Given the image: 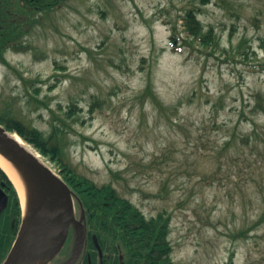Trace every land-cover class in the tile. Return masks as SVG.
I'll return each instance as SVG.
<instances>
[{"label":"rangeland","instance_id":"374dc122","mask_svg":"<svg viewBox=\"0 0 264 264\" xmlns=\"http://www.w3.org/2000/svg\"><path fill=\"white\" fill-rule=\"evenodd\" d=\"M190 9L219 39L213 56L171 50ZM27 42L6 59L33 87L0 65L3 105L43 132L65 120L77 174L146 218L167 212L173 264H264V155L229 160L237 136L264 131V0H63Z\"/></svg>","mask_w":264,"mask_h":264},{"label":"trees","instance_id":"16d2710c","mask_svg":"<svg viewBox=\"0 0 264 264\" xmlns=\"http://www.w3.org/2000/svg\"><path fill=\"white\" fill-rule=\"evenodd\" d=\"M62 1L0 0V63L15 73L26 91L33 87L34 82L24 78L6 61L5 52L7 50L25 52L32 49L31 44L27 42V37L43 24L48 14L59 7ZM181 19L185 36L177 37V27L175 25L171 27L169 44L173 52H181L185 48L189 50V53L197 50L213 56L221 50L219 39L213 29L205 30L195 10H187ZM245 43V40L241 41L237 50L240 51ZM244 55L247 58L245 53ZM54 63L57 66V63ZM32 89L33 95L36 96L39 90ZM3 103L0 100V125L7 131L19 135L59 169L61 179L72 193L78 215L85 218L88 236L86 248L94 249L91 237L96 235L104 257L108 258L106 262L111 264H116L120 255L123 256L125 264H173L172 247L169 241L170 217L167 212L163 210L154 217L146 218L129 200L118 195L110 184L96 186L92 181L77 174L69 164L68 135L71 128L65 120L53 117L49 123V130L43 132L25 123L19 110ZM99 104V100H95L90 112L92 113ZM74 107L72 105V109ZM252 113L264 114V95L260 93L255 95ZM241 116H244L243 112ZM237 137L239 144L244 146L241 148L244 149L237 153L234 159L229 158V160L239 162V159L243 158L241 160L243 161L246 156L245 147H250L248 149L251 151L255 148L257 154L264 155V131L253 128L248 134H240ZM235 138L236 135H233L230 141H234ZM230 145V142H225L223 152L228 153ZM240 153H243L241 157H239ZM0 185L9 194L11 210L15 217V230L8 241L5 253L0 258L1 262L19 228L21 212L16 191L1 169ZM263 220L264 214L260 222ZM73 241L74 234L70 243ZM91 259L92 264H98L96 252L92 254ZM226 264H232V259L230 258Z\"/></svg>","mask_w":264,"mask_h":264},{"label":"water","instance_id":"95a60500","mask_svg":"<svg viewBox=\"0 0 264 264\" xmlns=\"http://www.w3.org/2000/svg\"><path fill=\"white\" fill-rule=\"evenodd\" d=\"M14 135L0 126V155L7 158L23 171L42 193V211H35V217L27 232L17 237L2 264H39L53 258L63 247L71 225L78 227V244L72 264L80 255L85 232L75 219L71 193L66 184L55 176L30 148L19 143ZM3 204L6 202L0 190ZM23 222V219H22ZM94 245L102 263V252L97 239Z\"/></svg>","mask_w":264,"mask_h":264},{"label":"bare ground","instance_id":"6f19581e","mask_svg":"<svg viewBox=\"0 0 264 264\" xmlns=\"http://www.w3.org/2000/svg\"><path fill=\"white\" fill-rule=\"evenodd\" d=\"M13 137L22 145L32 148L16 134ZM37 156L40 158L38 153ZM0 168L6 173L18 194L23 218L21 233H25L34 220L35 211H42V193L23 171L2 155Z\"/></svg>","mask_w":264,"mask_h":264},{"label":"flooded vegetation","instance_id":"af4514ba","mask_svg":"<svg viewBox=\"0 0 264 264\" xmlns=\"http://www.w3.org/2000/svg\"><path fill=\"white\" fill-rule=\"evenodd\" d=\"M0 187L5 193L7 199L6 203L3 204L2 197L0 196V258H1V256L5 253L7 249L8 241L15 230V217H14V213L11 210L9 194L4 187H2L1 185ZM77 220L81 222L83 221V219H79V218H77ZM70 229L71 230L76 229V227L71 226ZM69 242H70V234L62 250L54 258L42 264H70L72 261V256L75 250V246L71 249V247L68 246ZM67 252L69 253L68 255ZM92 253L93 251L91 249H86L84 247L79 258L74 264H84L85 258L87 261L86 264H88V259L89 258L91 259ZM107 259L108 258L105 257V260ZM104 264H108V262H105Z\"/></svg>","mask_w":264,"mask_h":264}]
</instances>
